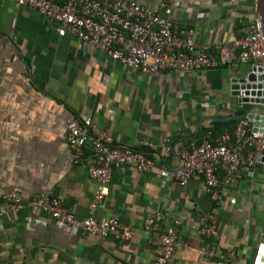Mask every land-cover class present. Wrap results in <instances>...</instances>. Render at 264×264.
<instances>
[{
	"label": "crops",
	"instance_id": "0c3cea01",
	"mask_svg": "<svg viewBox=\"0 0 264 264\" xmlns=\"http://www.w3.org/2000/svg\"><path fill=\"white\" fill-rule=\"evenodd\" d=\"M129 1L161 15L166 3L170 22L211 48L241 36L237 24L256 18L255 0ZM251 66L143 75L108 61L39 13L0 0V198L8 191L27 197L50 192L76 220L112 218L132 230L125 242L73 233L25 208L0 216V264H152L151 242L174 222L177 247L169 264H252L264 243V165L243 168L236 183L222 188L215 247L234 254L227 262L206 255L214 242L199 234L201 217L215 211L201 177L182 190L170 176L203 136L212 141L201 129L228 122L210 118L223 120L249 106L230 95V81ZM81 118L115 145L142 151L153 165L149 172L114 169L94 212L89 204L96 184L85 165L73 163L63 140L66 123ZM150 213L157 227L146 235L142 223Z\"/></svg>",
	"mask_w": 264,
	"mask_h": 264
},
{
	"label": "built area",
	"instance_id": "2783aa9c",
	"mask_svg": "<svg viewBox=\"0 0 264 264\" xmlns=\"http://www.w3.org/2000/svg\"><path fill=\"white\" fill-rule=\"evenodd\" d=\"M17 6L37 12L63 33L101 52L108 61L147 76L161 71L189 72L229 68L252 62L264 74V46L257 18L241 22V36L211 48L197 45L193 31L173 25L168 18L170 8L161 3L159 11L129 0H9ZM251 70V69H250ZM243 96V93H240ZM75 165H85L87 175L96 184L89 210L94 212L108 193L112 172L124 166L137 172H149L152 163L140 150L115 145L112 137L98 128L89 118L69 120L63 138ZM264 151V129L254 131L248 119L237 120L232 132H223L210 141L202 137L182 156L180 166L170 175L184 190L194 176L202 179L205 195L213 203L214 212L201 217L199 234L213 240L206 255L227 262L234 259L231 251L216 252L218 237L217 208L222 203V188L240 179L243 168H252ZM169 174L162 175L167 180ZM0 216L18 213L23 209L40 212L71 228L120 242L131 238L130 226L116 219H96L93 215L76 220L73 213L52 193L23 196L16 191L5 192L0 198ZM177 223L165 228L155 238L152 264H169L177 247ZM155 214H148L142 230L149 235L156 229Z\"/></svg>",
	"mask_w": 264,
	"mask_h": 264
},
{
	"label": "water",
	"instance_id": "95a60500",
	"mask_svg": "<svg viewBox=\"0 0 264 264\" xmlns=\"http://www.w3.org/2000/svg\"><path fill=\"white\" fill-rule=\"evenodd\" d=\"M254 13L260 22L264 46V0L254 1ZM261 72L260 67L253 66L244 77L230 81V95L237 98L239 104L249 105L244 114L233 115L223 120L210 119L216 121L248 119L254 131H262L264 129V74ZM241 92L243 96H240ZM257 161L264 162V151L257 157ZM252 264H264V243L260 244Z\"/></svg>",
	"mask_w": 264,
	"mask_h": 264
},
{
	"label": "trees",
	"instance_id": "16d2710c",
	"mask_svg": "<svg viewBox=\"0 0 264 264\" xmlns=\"http://www.w3.org/2000/svg\"><path fill=\"white\" fill-rule=\"evenodd\" d=\"M240 29H241V25L237 24L235 31L239 32ZM238 37L240 36L238 35L237 38ZM248 108L249 106H244L243 109L238 114L239 115L244 114ZM236 123H237V120H230L228 122H223V123L215 122V123H212L210 128H207L204 130L201 129L200 133L210 134L211 140H213L217 135H220L223 132H232Z\"/></svg>",
	"mask_w": 264,
	"mask_h": 264
}]
</instances>
